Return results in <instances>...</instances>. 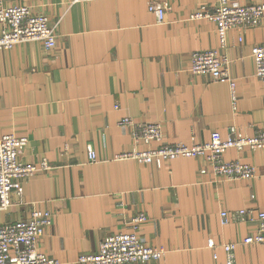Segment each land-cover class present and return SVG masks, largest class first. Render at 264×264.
Listing matches in <instances>:
<instances>
[{
	"label": "crops",
	"instance_id": "0c3cea01",
	"mask_svg": "<svg viewBox=\"0 0 264 264\" xmlns=\"http://www.w3.org/2000/svg\"><path fill=\"white\" fill-rule=\"evenodd\" d=\"M11 1L57 27L51 49L28 40L0 50V133L26 136L21 159L48 164L22 179L23 192L0 209V223L48 210L52 222L38 250L60 264H89L79 255L95 252L106 234L130 230L131 218L143 212L141 240L164 253L135 264H226L220 244L253 234L255 223L222 224L220 211L264 209V148H228L225 159L253 164L257 175L225 180L203 157L157 165L121 156L158 143L134 144L131 126L119 121H160L163 143L205 142L213 130L225 138L232 125L246 136L264 130V76L254 73L250 53L264 43V18L226 32L233 104L228 83L189 70L191 52L219 47L212 21L189 18L212 0ZM151 1L168 6L163 22L148 10ZM233 264H264V244H237Z\"/></svg>",
	"mask_w": 264,
	"mask_h": 264
},
{
	"label": "built area",
	"instance_id": "2783aa9c",
	"mask_svg": "<svg viewBox=\"0 0 264 264\" xmlns=\"http://www.w3.org/2000/svg\"><path fill=\"white\" fill-rule=\"evenodd\" d=\"M157 22H163L168 8L166 4L157 1L148 3ZM189 18H205L216 26L219 36V47L191 52L189 70L194 73H207L215 81L228 83L235 101V78L230 74V59L225 54L226 32L229 29L245 30L258 26L264 18V1L257 3L234 5L230 0H212L209 8H198L189 14ZM57 22H51L47 15L34 12L25 3L11 0H0V50L10 49L15 44L28 40L40 41L46 49H51L56 42ZM254 61V73L264 76V43L251 47ZM132 128V141L157 142V146L146 149L133 148L123 153V157L135 158L138 162H161L178 157H203L216 177L225 180L250 179L257 175L253 164L240 160H227L224 153L228 148L242 150L264 148V130L254 134L243 135L235 126H229L225 138L217 130L210 133L205 142L186 144L183 142L163 143V124L160 121H134L124 116L119 121ZM27 144L26 136L13 133H0V209H6L12 202V193L19 197L23 192L22 179L28 178L38 170L45 169L48 164L45 159L38 163L25 162L21 154ZM90 161H96L93 148H87ZM253 198V195H251ZM146 219L143 212L134 215L130 220L131 229L106 234L99 242L95 252L83 253L78 260L89 264H135L159 259L164 249L150 245L141 240L138 228ZM222 224L235 221H252L255 223L253 234L238 242L221 243L225 253L226 264H233L234 250L239 243L264 244V209L254 211L253 207H243L227 212L220 211ZM52 222V213L48 210L33 208L29 215L16 221L0 223V264H60L58 260L38 250V240ZM208 247H214L209 239ZM213 254V257H216Z\"/></svg>",
	"mask_w": 264,
	"mask_h": 264
}]
</instances>
